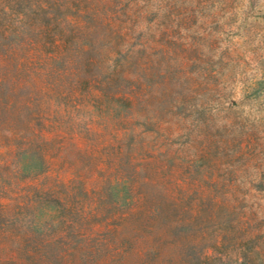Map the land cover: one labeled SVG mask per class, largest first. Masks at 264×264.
Here are the masks:
<instances>
[{"label": "rangeland", "instance_id": "obj_1", "mask_svg": "<svg viewBox=\"0 0 264 264\" xmlns=\"http://www.w3.org/2000/svg\"><path fill=\"white\" fill-rule=\"evenodd\" d=\"M0 264H264V0H0Z\"/></svg>", "mask_w": 264, "mask_h": 264}]
</instances>
